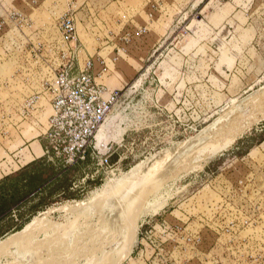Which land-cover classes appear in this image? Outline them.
Instances as JSON below:
<instances>
[{
  "label": "rangeland",
  "instance_id": "1",
  "mask_svg": "<svg viewBox=\"0 0 264 264\" xmlns=\"http://www.w3.org/2000/svg\"><path fill=\"white\" fill-rule=\"evenodd\" d=\"M134 166L115 209L89 202ZM0 176V246L49 225L0 264H264V0H0Z\"/></svg>",
  "mask_w": 264,
  "mask_h": 264
},
{
  "label": "bare ground",
  "instance_id": "2",
  "mask_svg": "<svg viewBox=\"0 0 264 264\" xmlns=\"http://www.w3.org/2000/svg\"><path fill=\"white\" fill-rule=\"evenodd\" d=\"M250 102V101H249ZM239 106V105H238ZM237 108V107H236ZM235 108V109H236ZM236 111L237 110H235L234 112L236 113ZM228 114H230V117H232L231 116V112L229 113V111H228ZM225 117H227V116H225ZM228 117H229V115H228ZM223 119H226V118H223ZM229 119V118H228ZM221 119H218V120H216V121H214L212 124L210 123V125H209V127L211 128L212 127V129H213V126H215L216 125V127H218L217 126V124H219V122L221 123V121H220ZM223 122V121H222ZM227 122V121H226ZM229 122V121H228ZM230 123V122H229ZM225 124H227V123H225ZM225 124H221V126L223 125V126H225ZM220 125V124H219ZM233 125V124H232ZM216 127H214V128H216ZM226 127V126H225ZM236 127V126H235ZM238 127V126H237ZM236 127V128H237ZM219 128V127H218ZM218 128H216V129H218ZM224 127H222V128H220V130L218 129V131H221V129H223ZM227 128H229L228 126H227ZM227 128H224V130H222L221 132H222V134H223V132H225L226 133V131L228 130L229 131V129H227ZM206 129H207V127L205 128V129H202V130H200V132L198 133V134H196L194 137H192V138H190V139H188V140H186V141H184L183 143H181V145H178L179 147L177 148V150L175 151V153L176 154H178V153H183V152H186L187 153V151H188V153L189 152H191V150H193V148H195L197 145L200 147V145L199 144H202L203 143V141H205V139L203 138V137H207L208 135L206 134V136L204 135L203 136V134H204V132L206 131ZM209 129V128H208ZM232 129V128H231ZM238 129H240V127L238 128ZM226 130V131H225ZM235 130V129H234ZM233 130V131H234ZM212 131V130H211ZM210 131V132H211ZM227 131V133L226 134H224V136L223 135H221V137L220 138H222L221 139V141H222V144L223 145H225V144H228L233 138H235L234 136H235V132H238V133H240L239 131H237V130H235L234 131V133L233 132H228ZM214 132H215V130H214ZM220 132V133H221ZM212 133V132H211ZM211 133H210V135H211ZM216 133H217V131H216ZM237 134V133H236ZM214 135V134H213ZM201 136H202V138L204 139V140H202V138H201ZM225 137V136H227L226 138H225V141L223 140L224 138L223 137ZM209 137L210 136H208V139H209ZM219 137V136H218ZM219 138V139H220ZM214 139V138H213ZM214 141V140H213ZM223 141H224V143H223ZM206 142V141H205ZM210 142V141H209ZM215 142V141H214ZM211 143H213V142H211ZM211 143H208V144H211ZM217 143V142H216ZM221 143V142H220ZM222 144H221V146H222ZM207 145V144H206ZM197 146V147H198ZM213 146V145H212ZM228 146V145H227ZM191 149V150H190ZM218 149V148H217ZM216 149V150H217ZM220 149V148H219ZM215 150V149H214ZM173 152V151H172ZM171 152V153H172ZM174 153V152H173ZM172 153V154H173ZM175 155V154H174ZM185 155V154H184ZM168 156H170V155H168ZM167 155H166V158L168 159L169 157H168ZM180 156V155H179ZM178 156H176V158L175 159H178L177 158ZM182 157V156H181ZM165 159V158H164ZM167 159H165V160H167ZM169 159H171V160H173L172 159V156H170V158ZM165 160H163V163L165 162H167V161H165ZM168 161H170V160H168ZM157 162V161H156ZM158 163V162H157ZM155 165V164H154ZM138 166V165H137ZM158 166V165H157ZM137 167H135L134 166V168H132V170H130V171H128V173L127 174H125V176L121 179V180H115L116 182L113 184V186L109 189V191H106V192H103V191H101L100 192V194H98V193H96V194H94V195H92L91 196V199H90V203H93V205H95V206H97V204L98 205H106L107 207L109 206V208H112V209H115L116 208V206L121 202V200H123V199H125V197L126 196H128V195H130V192L128 191L129 190V188L132 186V185H134L135 183H136V181H137V178H136V175L135 174H137V172H135V169H136ZM153 168H155V167H153ZM134 169V170H133ZM137 170V169H136ZM146 171H147V169H146ZM135 172V173H134ZM145 172V171H144ZM138 176V175H137ZM151 188V187H150ZM157 188V187H156ZM159 188V187H158ZM117 189H120L123 193H117V194H115V192H113V191H115V190H117ZM150 191H154V189L153 190H151L150 189ZM145 192H146V190H145ZM152 192H149V194L148 193H146L147 195H150V193H152ZM155 192V191H154ZM154 192L152 193V194H154ZM110 194V195H109ZM140 195V194H139ZM141 195H144L145 196V193L144 194H141ZM156 196V195H155ZM154 196V197H155ZM134 197V196H133ZM137 196H135L134 198H131V204H129V206H128V208H127V213H125V214H122V217L120 218V217H116V214H115V217L113 216V218H116V220L117 221H115L114 222V220L115 219H113L112 218V216L110 217L112 220H113V224H116L118 227H119V235L121 236V238H120V240L122 241V245H121V248H120V251H119V254H118V258H117V260H116V263H119L120 261H122L123 259H125L130 253H131V251L133 250V248L136 246V244H137V234H138V228H139V226H138V222H139V220L142 218V216L147 212V210L151 207L150 206V204H149V201H150V198L152 197V195L151 196H149V197H147V196H145L146 198L145 199H140V197H138V199L136 198ZM143 197V196H142ZM141 197V198H142ZM153 198V197H152ZM89 199H87V204L89 205L90 203H88V200ZM137 199V200H136ZM157 199V198H156ZM135 201V202H134ZM86 202H83V203H85L86 204ZM123 202V201H122ZM153 202H155V200L153 201ZM152 202V203H153ZM74 203V202H73ZM82 203V202H81ZM95 203V204H94ZM151 203V204H152ZM68 205V204H67ZM76 206L78 205L77 203L75 204ZM92 204H90V206H91ZM153 205V204H152ZM156 205V204H155ZM75 206V207H76ZM83 206V205H82ZM100 206V207H101ZM154 206V205H153ZM98 207V206H97ZM122 207V206H121ZM127 207V206H126ZM70 208V207H69ZM73 208V207H72ZM79 207H76V209H78ZM156 208H158L157 206H156ZM154 209H155V206H154ZM69 210H71L72 211V209H69ZM73 210H74V208H73ZM80 209H78V211H79ZM82 210V209H81ZM85 210V209H84ZM126 210V209H125ZM151 210H152V207H151ZM65 211V210H64ZM68 210L66 209V212H67ZM70 211V212H71ZM124 211V210H123ZM155 211H156V209H155ZM69 212V211H68ZM76 211H73V213H75ZM82 212V211H81ZM72 213V212H71ZM71 213H70V215H71ZM78 213L79 212H77L76 214H74L75 216H78ZM123 213V212H122ZM149 213V212H148ZM147 213V214H148ZM69 214V213H68ZM80 214V213H79ZM82 215V214H81ZM112 215V214H111ZM88 217V216H87ZM101 217V216H100ZM99 218V217H98ZM104 218V217H103ZM117 218H120V219H117ZM84 219V218H83ZM91 219V218H90ZM96 219V218H95ZM77 220V219H76ZM110 220V219H109ZM119 220V221H118ZM45 221V220H44ZM75 221V220H74ZM40 222H41V220H40ZM44 223H46V222H44ZM73 223V222H72ZM85 223V222H84ZM42 224V223H41ZM41 224L39 225V223L35 220V221H31L30 223H28L27 225H25L24 226V228L23 229H21L20 231H18V232H16L15 234H13L11 237H9V239H7V241L6 242H4V243H2L1 244V246H0V248H1V250H7V248H9L10 246H12V245H15V243L17 242V241H19L20 240V242H21V240H22V238L23 237H25L26 235H28V233H30V232H32L33 230H35L36 228H41V230L43 229L42 227H40L41 226ZM55 224V223H54ZM73 224H75V223H73ZM77 224V223H76ZM111 224H112V222H111ZM42 225H44V224H42ZM45 226V225H44ZM47 226H49V225H46L45 227H47ZM59 226V225H58ZM62 227V226H61ZM48 228V227H47ZM51 228H53V227H51ZM51 228H49L50 230H51ZM91 228V227H90ZM87 229H89V228H87ZM96 229V228H95ZM106 229H108L107 227H106ZM45 229H43V231H44ZM101 230V229H100ZM46 231H48V230H46ZM51 231H55V232H57V230H54V229H52ZM95 231H97L98 232V229L97 230H95ZM36 233V232H35ZM44 233V232H43ZM65 233V232H64ZM66 233H68V232H66ZM65 233V234H66ZM51 234V233H50ZM55 234V233H54ZM53 234V235H54ZM112 234V233H111ZM118 234V233H117ZM52 234L51 235H49V236H53ZM57 235H58V233H57ZM115 235V234H114ZM29 236V235H28ZM33 236V235H32ZM48 236H46L45 238H47ZM29 238V237H28ZM49 238V237H48ZM102 238V237H101ZM105 238H106V236H105ZM105 238H104V240H105ZM54 239V238H53ZM56 239V238H55ZM65 239V238H64ZM64 239H62V240H64ZM23 241H24V238H23ZM50 241V240H49ZM30 242V241H29ZM42 243V242H41ZM54 243V242H53ZM17 244V243H16ZM3 245V246H2ZM39 245V244H38ZM105 245V244H104ZM28 249H30V248H28ZM32 249V248H31ZM35 249V248H34ZM12 250V249H11ZM36 250V249H35ZM1 252V251H0ZM30 252V251H29ZM31 252H32V250H31ZM14 261V260H13ZM34 264V263H33Z\"/></svg>",
  "mask_w": 264,
  "mask_h": 264
},
{
  "label": "trees",
  "instance_id": "3",
  "mask_svg": "<svg viewBox=\"0 0 264 264\" xmlns=\"http://www.w3.org/2000/svg\"><path fill=\"white\" fill-rule=\"evenodd\" d=\"M10 217V205L7 206H0V223L2 222H9ZM29 222V218L20 223L18 226L15 227L16 231H20L27 223ZM6 231L0 234V238L9 232H14V224L7 223Z\"/></svg>",
  "mask_w": 264,
  "mask_h": 264
},
{
  "label": "crops",
  "instance_id": "4",
  "mask_svg": "<svg viewBox=\"0 0 264 264\" xmlns=\"http://www.w3.org/2000/svg\"><path fill=\"white\" fill-rule=\"evenodd\" d=\"M25 149H28V146H26ZM4 174H5V173H4ZM3 176H4V175H3ZM1 178H2V177L0 176V179H1Z\"/></svg>",
  "mask_w": 264,
  "mask_h": 264
}]
</instances>
